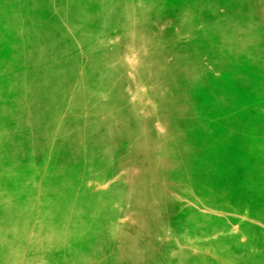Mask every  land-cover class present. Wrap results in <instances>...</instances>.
I'll use <instances>...</instances> for the list:
<instances>
[{"label": "rangeland", "instance_id": "374dc122", "mask_svg": "<svg viewBox=\"0 0 264 264\" xmlns=\"http://www.w3.org/2000/svg\"><path fill=\"white\" fill-rule=\"evenodd\" d=\"M180 73L208 87L172 104ZM175 125L210 145L189 164L183 140L180 180ZM246 156L241 188L264 191V0H0V264H264L241 241L264 204L227 184Z\"/></svg>", "mask_w": 264, "mask_h": 264}, {"label": "bare ground", "instance_id": "6f19581e", "mask_svg": "<svg viewBox=\"0 0 264 264\" xmlns=\"http://www.w3.org/2000/svg\"><path fill=\"white\" fill-rule=\"evenodd\" d=\"M188 9H189V7H188ZM190 10V9H189ZM188 17V16H187ZM223 17V16H222ZM180 18H181V16H180ZM171 19V18H170ZM179 21V20H178ZM187 21V19H185L184 20V22L183 23H181V24H179V25H181V26H184L185 24H187V23H185ZM191 21V20H190ZM220 24H223V21H218ZM189 26V25H188ZM69 27H73V26H69ZM178 27V26H177ZM216 26L214 25V23H212V28H215ZM191 28V27H190ZM218 28V27H217ZM174 31V30H173ZM176 31H178V30H176ZM179 33H181L180 31H179ZM236 37V36H235ZM225 38H227V35L225 36ZM228 39H230V38H228ZM222 41V40H221ZM228 41V40H227ZM228 48V47H227ZM42 54H43V51H42ZM108 56H106V58H107ZM35 59H37V57L35 58ZM102 65H104V64H102ZM106 67H108V66H106ZM106 67H104L105 69H106ZM143 68V67H142ZM109 70V69H108ZM138 70H140V69H138ZM224 70V69H223ZM51 72V71H50ZM53 72H55V70L53 71ZM105 72H109V71H105ZM140 72H143V71H140ZM139 72V73H140ZM218 72V71H217ZM62 74V73H61ZM116 74H117V72H116ZM216 74V73H215ZM114 75V74H113ZM139 75V74H138ZM191 76H190V78H189V75H188V73H186V74H181L180 73V75H178V77L176 78V80L174 81V84H175V86H176V89H177V91L174 93V94H172L171 96V99H169V101H170V103H172L173 104V100L175 99L176 100V93H178V95L179 96H181L182 98H188L189 99V93L193 90V89H195V88H197V87H199V88H202V89H205V88H207L208 87V85H207V82L206 81H204V79H201V80H199L198 78H196L195 77V75H194V79L192 78V74H190ZM140 76V75H139ZM112 77V76H111ZM115 77V76H114ZM45 80V79H44ZM82 81V80H81ZM113 81V80H112ZM118 81V80H117ZM121 81H124V80H122L121 79ZM74 82V81H73ZM79 82V81H78ZM159 82V81H158ZM157 82V83H158ZM81 83V82H80ZM119 83V82H118ZM121 83V82H120ZM162 83V82H161ZM160 83V84H161ZM33 84V83H32ZM73 84V83H72ZM114 85H115V82L113 83ZM75 85L77 86V83H75ZM120 85V84H119ZM159 85V84H158ZM167 85H169V83L167 82ZM166 85V86H167ZM70 86V85H69ZM110 86V85H109ZM132 86V85H131ZM156 86V85H155ZM154 86V87H155ZM164 86V85H163ZM115 87V86H114ZM124 87V86H123ZM110 88V87H109ZM156 88H157V86L155 87V89L153 88V91H154V93H155V91H156ZM75 89V88H74ZM78 89V88H77ZM76 89V90H77ZM160 89H162V88H160ZM75 90V91H76ZM157 90H159V89H157ZM80 91V90H79ZM117 91H119V93L121 92L119 89L117 90ZM124 91V90H123ZM190 91V92H189ZM123 94V93H122ZM152 94H153V92H152ZM125 95V94H124ZM157 95V94H156ZM186 95L188 96V97H186ZM158 96V95H157ZM181 98V99H182ZM166 99H168V98H166ZM180 99V100H181ZM153 101V100H152ZM213 102H215V100L213 99L212 100ZM28 103H31V102H29L28 101ZM148 105V104H147ZM100 108V107H99ZM98 108V112H99V110H101V108L99 109ZM96 109V108H95ZM151 116V115H150ZM155 116V115H154ZM158 116V115H157ZM181 115H177V117H175V118H171V121H173V122H175V124H177L179 121H181V117H180ZM184 117L186 118V119H188V118H191L190 120H188V121H194L195 119H196V116H195V114H193L192 116H191V113H184ZM152 119V118H151ZM169 119V118H168ZM38 121V120H37ZM32 122V121H31ZM168 123H170V121L168 122ZM190 124V123H189ZM242 124H241V122H237L236 124H231V125H225V127H223L224 129H222L220 132H218V134L217 135H215V136H213L211 139H218V138H220V137H222V136H225L224 137V139H226L227 138V142H229V137H231L232 135H234V133H236V131H237V128H239L240 126H241ZM175 127H176V125L173 127V128H171V130H173L172 131V133H173V135H172V138L175 140V141H178L179 142V146H176L175 145V156L174 157H172L171 159H166V162L164 163V165H163V168H162V173H163V176H168V178L169 177H172V175H174L175 176V174L177 175V176H175V177H173V178H175L176 180H180V179H182V178H184L185 176H186V174H185V172H186V169H185V167L182 165V162L184 161H182V157H178V155H179V152H180V150H181V148L183 147L182 145V143H183V140L184 139H186V140H188V139H190V138H194L195 139V142H196V146H195V150L192 152V153H189L188 155L190 156L189 158H188V160H189V164H192V162H194V160L195 159H197V157H198V155H200V153L202 152V150L206 153V154H208V146H210L209 144H207L205 141H204V139H202V137H201V135H200V139L197 141V133L195 134V135H193V133L191 134V132H189V133H184V132H182V131H180L179 132V130L178 129H175ZM148 128H149V126H148ZM148 128H147V131L149 132V131H151V130H148ZM43 129V128H42ZM151 129V128H150ZM155 130V129H154ZM194 130H197V128L196 129H194ZM193 131V130H192ZM44 132V131H43ZM48 132H49V130H48ZM45 133V132H44ZM145 133V132H144ZM150 133V132H149ZM155 134V133H154ZM42 138H44V135H43V137ZM160 139V138H159ZM175 143V142H174ZM36 145V144H35ZM33 146V153H34V155H37L38 153H39V151L41 150V147L40 146ZM165 145H166V142H165ZM168 145V144H167ZM157 148L154 146V145H151L150 146V150H156ZM233 149V148H232ZM232 149H230V147L227 145L226 147H225V149L222 151V153L224 154V155H227L228 153H230V151H232ZM241 149V148H240ZM250 150V146L249 147H243L242 149H241V151H242V153H245V152H247V151H249ZM133 151H134V149H133ZM141 151H142V149H141ZM161 151V150H160ZM163 151V150H162ZM196 151V152H195ZM157 152V151H156ZM253 152H254V150H253ZM252 152V153H253ZM133 153V152H132ZM123 155V154H122ZM138 155V154H137ZM224 155H220V154H217V155H215L214 157H213V160H214V162L216 161V162H221L222 161V159L225 157ZM135 156V155H134ZM201 156V155H200ZM137 157V156H136ZM144 162V161H143ZM251 162H252V165H253V155L251 156ZM251 162H250V158H249V156H246L244 159H242L240 162H239V164L237 165L238 166V170H237V173L236 174H234L233 173V175L231 176V177H229L228 179H227V184H229V185H231V186H233V188H234V190L236 191V192H238V193H242V195H243V198L242 199H240V200H238L236 203H235V206H237V209H238V211H239V208H241V209H246L248 206H249V204H251V205H255V206H259L260 204H264V191L262 190L261 191V189H259L258 188V191L257 192H254V191H248V190H243L242 188H241V184H240V182L239 181H241L242 179H244V178H242L241 177V170L242 169H245V168H248V167H250L251 166ZM30 164L31 163H27V166H30ZM147 164V163H146ZM205 167V166H204ZM157 169V168H156ZM184 169V170H183ZM192 170V169H191ZM203 170H204V168H203ZM202 170V171H203ZM10 172H11V170H9ZM185 171V172H184ZM196 171H197V169H196ZM201 171V172H202ZM146 173V172H145ZM150 174V173H149ZM158 174V173H157ZM161 174V173H160ZM147 175V174H146ZM161 176V175H160ZM159 176V177H160ZM147 177H148V175H147ZM216 178V175L214 174L213 175V179H215ZM151 180V178L149 177V178H146L145 179V182H147V181H150ZM165 180H167V179H165ZM211 180V179H210ZM210 180L209 179H207V181L206 182H203L202 180L200 181V182H193V184L190 186V190H197V187H200V191L201 192H209V190H210V186H209V182H210ZM183 182V181H182ZM101 183V182H100ZM178 184V183H177ZM180 184V183H179ZM178 184V185H179ZM262 184V183H261ZM260 184V185H261ZM226 184H224V186H225ZM260 185H259V187H260ZM93 187V186H92ZM172 187H174V186H172ZM105 189V188H104ZM171 189V188H170ZM100 190V189H99ZM173 190V189H172ZM249 195V196H248ZM92 199V198H91ZM196 199V198H195ZM134 200L136 201V203H138L139 204V201H138V197L137 196H134ZM83 201H85V203L83 202ZM177 201V200H176ZM179 201V200H178ZM90 199H89V197H86L85 199H82V205L80 206V210H77V209H75V211L76 212H80V213H82V211H83V209H85L86 207V210L87 209H89V206H90ZM174 203V202H173ZM172 203V204H173ZM229 205H231L230 203H228ZM228 204L226 203V204H224V205H222V206H220V209L219 210H217L218 212L216 213V214H207L208 215V217L209 218H207L208 219V221H211V223H218V222H221L222 220H224V218L225 217H227L229 214V207H228ZM191 205V204H190ZM169 206V205H168ZM184 206V205H183ZM198 206V205H197ZM84 207V208H83ZM180 207V206H179ZM233 207V206H232ZM172 208L173 207H171V210H172ZM169 210H170V208H168ZM167 209V210H168ZM179 209V208H178ZM170 210V211H171ZM91 212V211H90ZM172 212H174V211H172ZM171 214V213H170ZM103 215V214H102ZM96 216H98L99 217V212L95 215V217ZM253 217V216H252ZM246 223V226H245V230H244V232H243V234H242V236H244L243 238H244V240H243V238L241 239V241L243 242V244H245L246 246H249V244H251L254 240H259L260 242H262V243H264V217H258V218H256V219H250V221L248 222V221H246L245 222ZM239 230H243V229H239ZM222 235H220V236H223V235H225V233H221ZM236 234V233H235ZM237 234H239V233H237ZM226 236V235H225ZM228 237V236H227ZM230 237H232V236H230ZM233 238V237H232ZM240 238H241V236L239 237V235H238V237H237V240L238 241H235V238L233 239L234 240V243L236 242V243H239V242H241L240 241ZM230 242L231 243H233V241H231L230 240Z\"/></svg>", "mask_w": 264, "mask_h": 264}]
</instances>
